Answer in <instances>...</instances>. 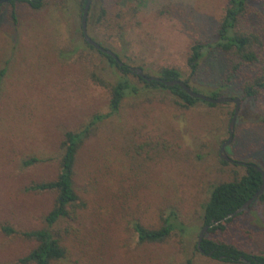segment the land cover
Wrapping results in <instances>:
<instances>
[{
    "label": "rangeland",
    "instance_id": "374dc122",
    "mask_svg": "<svg viewBox=\"0 0 264 264\" xmlns=\"http://www.w3.org/2000/svg\"><path fill=\"white\" fill-rule=\"evenodd\" d=\"M61 1L49 0L38 11L18 1L0 10V71H5L0 80V264H19L35 246L1 229L43 227L55 194L28 188L57 177L64 134L81 131L94 115L108 112L109 89L94 77L110 83L111 72L95 52L79 46L78 13L70 8L62 13ZM226 2L92 0L87 34L130 68L155 77L173 68L183 81L189 79L190 47L209 37ZM101 10L105 17L97 23ZM212 59L202 63L201 80H189L202 94L224 85L226 61ZM130 80L140 89L136 78ZM229 85L221 97L240 100L238 84ZM170 98L168 92L129 96L116 115L92 127L76 161L77 193L85 207L54 227L68 250L66 261L57 264H223L194 247L211 188L244 174L241 166L223 165L219 157L234 104L182 109ZM257 114H264V92L240 101L233 140L225 147L230 159L256 162L263 151L264 124L254 118ZM32 158L38 162L24 166ZM172 212L184 233L174 232L164 243L138 242L134 223L154 229ZM239 215L226 240L264 255V204ZM204 238L212 235L205 232Z\"/></svg>",
    "mask_w": 264,
    "mask_h": 264
},
{
    "label": "trees",
    "instance_id": "16d2710c",
    "mask_svg": "<svg viewBox=\"0 0 264 264\" xmlns=\"http://www.w3.org/2000/svg\"><path fill=\"white\" fill-rule=\"evenodd\" d=\"M49 0H18L25 3L33 11H38L44 7ZM87 0H64L59 2L60 10L66 13L69 8L75 9L79 16L78 34L79 46H85L90 51L95 52L111 72L113 82L106 83L103 79L94 77L96 82L109 89L110 98L108 103V112L102 115H94L88 125L78 132H66L60 144L61 155L58 159L59 173L54 180L36 183L28 188L33 192H53L55 194L54 202L50 211L43 217V227L30 231L18 232L9 226H2V231L7 235H18L25 240L32 241L35 246L23 257L18 259L19 264H57L65 262L68 257V250L63 245L62 236L56 232L55 225L63 219L70 218L76 214L78 209L85 207L84 201L77 193L76 178V161L79 149L82 147L90 130L97 123L102 122L116 115L124 99L134 97L138 93L153 92L170 93L174 104L182 109L195 107L197 104H204L208 107H215L217 104H209L202 100L189 96L178 86L166 87L157 81L147 82L135 73L130 71V67L121 61L120 55L113 52L110 48L104 49L113 52L122 66H119L115 60L94 49L88 45L81 32V16ZM17 1L11 0L7 4L14 6ZM72 2L71 6L70 3ZM64 4V5H63ZM93 4V3H92ZM90 5L87 24L93 17ZM5 4L0 6L1 8ZM100 16L96 19L97 23L102 20L105 11H100ZM223 56L226 61L222 81L223 84L214 88L211 92L202 94L196 88L190 85L189 80L195 78L201 80L202 65L207 60L213 61L212 58L218 59ZM186 66L189 69V79L183 82L193 91L212 99L220 98L223 89H229L230 82L237 83L239 88L240 101L248 102L256 99L264 92V0H227L224 12L219 21L211 30L209 37L204 41L195 42L189 49L186 60ZM215 70V63H214ZM133 69V68H132ZM141 69V68H140ZM143 71V70H142ZM5 71H0V80ZM144 73V72H143ZM221 74V72H219ZM130 76L137 79L140 89L131 82ZM145 77L149 76L144 73ZM163 81H182V74L177 69L163 68L156 76ZM238 92V89L237 91ZM160 98L165 99L164 94ZM146 96V95H144ZM230 98H234L231 97ZM168 99V98H167ZM235 106V105H234ZM233 113L231 115L233 116ZM254 118L264 124V114L254 115ZM227 141V140H226ZM264 149L255 157L256 162L242 163L244 174L235 177L233 181L214 185L209 193L208 200L202 206L201 224L202 228L210 226L206 234L212 235V238H204L200 248H197V242L194 251L208 257L211 260L223 264H264V255H254L245 250L238 244L227 241L226 234L230 231L235 218L227 219L240 209L248 200H250L260 189L262 185V176L256 167L264 171L262 157ZM38 162L32 158L24 162V166H31ZM223 165L228 164L221 160ZM264 204V191L249 206L251 208L255 203ZM241 214V213H240ZM239 215V214H238ZM240 216V215H239ZM201 228V229H202ZM133 230L137 235V240L141 244L164 243L172 233H184V225L179 221L177 214L170 213L162 220V224L154 229H148L139 223L133 224ZM218 235H221L218 237ZM246 261L247 263H245ZM190 261L187 262L189 264Z\"/></svg>",
    "mask_w": 264,
    "mask_h": 264
},
{
    "label": "water",
    "instance_id": "95a60500",
    "mask_svg": "<svg viewBox=\"0 0 264 264\" xmlns=\"http://www.w3.org/2000/svg\"><path fill=\"white\" fill-rule=\"evenodd\" d=\"M10 1L11 0H0V6L2 4H6V3L10 2ZM13 1H18V0H13ZM29 1H32V0H29ZM91 2H92V0H87L85 6L83 8V11H82L80 24H81V32H82V35H83V39L88 45H90L94 49H96V50H98V51H100V52L112 57L119 66H122V63L119 61V59L116 57V55L113 52L101 47L98 43L93 41L87 34V16H88V12H89V8H90V5H91ZM130 71L132 73H135L139 77L143 78L147 82L157 81V82L163 84L166 87L178 86L181 89H183V91L185 93H187L189 96H191V97H193L195 99H198V100H202V101H204L206 103H209V104L233 103L235 106H234V113H233V116H232L230 124H229V130H228L229 131V138L227 139V141H225L221 145L220 152H219V157H220L221 160L227 162L228 164H237V165H239V164L241 165L242 164L240 162H236V161L230 159L225 153V147L227 145H229L232 142V140H233V125H234L235 119H236V117L238 115L239 106H240V100L238 98L220 97V98L212 99V98L207 97L205 95L193 92L183 81H180V80L163 81V80H161V79H159L157 77H148L147 78V77L144 76V73H143L142 69H140V68H138V69H132L131 68ZM256 169H257V171L260 172V174L262 176V185H261L259 191L250 200H248L240 209H238L233 214H230L227 217V219H231L234 216H236V215L242 213L243 211H245L251 205V203L258 196H260L263 193V191H264V171H262L258 167H256ZM208 228H210V226L203 227L200 230L199 235H198L197 248L199 249V251L201 253H203V251L201 250L200 245H201V243H202V241L204 239V234L208 230ZM244 262L247 263L246 261H244Z\"/></svg>",
    "mask_w": 264,
    "mask_h": 264
},
{
    "label": "flooded vegetation",
    "instance_id": "af4514ba",
    "mask_svg": "<svg viewBox=\"0 0 264 264\" xmlns=\"http://www.w3.org/2000/svg\"><path fill=\"white\" fill-rule=\"evenodd\" d=\"M219 152H220V150H219Z\"/></svg>",
    "mask_w": 264,
    "mask_h": 264
}]
</instances>
